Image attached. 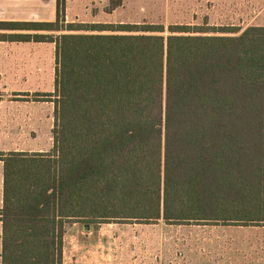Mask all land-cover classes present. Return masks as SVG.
Returning a JSON list of instances; mask_svg holds the SVG:
<instances>
[{
  "label": "trees",
  "instance_id": "trees-1",
  "mask_svg": "<svg viewBox=\"0 0 264 264\" xmlns=\"http://www.w3.org/2000/svg\"><path fill=\"white\" fill-rule=\"evenodd\" d=\"M65 9L0 22V42L57 60L53 150L0 153L2 264H64L78 223L264 228V25L67 23Z\"/></svg>",
  "mask_w": 264,
  "mask_h": 264
},
{
  "label": "rangeland",
  "instance_id": "rangeland-1",
  "mask_svg": "<svg viewBox=\"0 0 264 264\" xmlns=\"http://www.w3.org/2000/svg\"><path fill=\"white\" fill-rule=\"evenodd\" d=\"M69 0L65 21L239 27L264 25V0ZM21 46V45H20ZM55 45L0 44V153L54 147ZM0 163V210L3 207ZM68 227L64 264H264V228L119 222ZM2 223L0 222V264Z\"/></svg>",
  "mask_w": 264,
  "mask_h": 264
},
{
  "label": "crops",
  "instance_id": "crops-1",
  "mask_svg": "<svg viewBox=\"0 0 264 264\" xmlns=\"http://www.w3.org/2000/svg\"><path fill=\"white\" fill-rule=\"evenodd\" d=\"M56 18L57 0H0V22H54ZM0 44H7L16 49L22 45L37 43L0 42Z\"/></svg>",
  "mask_w": 264,
  "mask_h": 264
},
{
  "label": "water",
  "instance_id": "water-1",
  "mask_svg": "<svg viewBox=\"0 0 264 264\" xmlns=\"http://www.w3.org/2000/svg\"><path fill=\"white\" fill-rule=\"evenodd\" d=\"M90 228H91L90 225H85L84 226L85 231H90Z\"/></svg>",
  "mask_w": 264,
  "mask_h": 264
}]
</instances>
